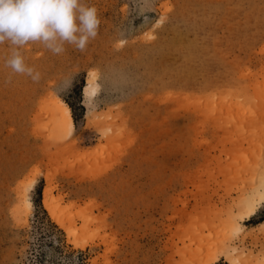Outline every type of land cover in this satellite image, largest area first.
Returning a JSON list of instances; mask_svg holds the SVG:
<instances>
[{
	"label": "rangeland",
	"instance_id": "374dc122",
	"mask_svg": "<svg viewBox=\"0 0 264 264\" xmlns=\"http://www.w3.org/2000/svg\"><path fill=\"white\" fill-rule=\"evenodd\" d=\"M82 3L84 51L18 49L38 79L0 43V264H264V0Z\"/></svg>",
	"mask_w": 264,
	"mask_h": 264
},
{
	"label": "clouds",
	"instance_id": "9594fccd",
	"mask_svg": "<svg viewBox=\"0 0 264 264\" xmlns=\"http://www.w3.org/2000/svg\"><path fill=\"white\" fill-rule=\"evenodd\" d=\"M97 9L82 0H0V43L13 46L6 66L14 73L33 75L19 48L29 42H40L53 53L64 51V45L84 51L97 35Z\"/></svg>",
	"mask_w": 264,
	"mask_h": 264
},
{
	"label": "bare ground",
	"instance_id": "6f19581e",
	"mask_svg": "<svg viewBox=\"0 0 264 264\" xmlns=\"http://www.w3.org/2000/svg\"><path fill=\"white\" fill-rule=\"evenodd\" d=\"M94 76H91V78H90V80H89V82H88V84H87V86H86V88H90V90L92 91V90H94L93 88L95 87L94 86ZM95 91V90H94ZM89 93H92V92H89ZM50 104H51V106L52 107H54V113L53 114H56V115H54V117H56L57 118V120L55 121V122H57L56 123V125L58 126V127H67L69 130L70 129H72L73 128V121H72V118H71V115H70V111H69V108L66 106V104L65 103H63L62 101H60V100H56V99H52L51 98V100H50ZM49 104V105H50ZM48 105V106H49ZM57 126H55L56 127V129H57ZM54 127V128H55ZM60 129V128H59ZM62 130H63V128H62ZM254 190L256 191V193L258 194V197L260 198V197H262L263 196V194H264V169H263V171L261 172V175L258 177V181H257V183H256V185H255V187H254ZM45 192H47V193H49V191H45ZM44 192V196H45V194H47V193H45ZM44 200V199H43ZM51 201V199H47V195H46V199H45V206L46 207H49V205L47 204V201ZM246 201H247V204L249 205V204H251V199H246ZM245 201V202H246ZM50 203V202H49ZM27 204H29V203H27ZM52 204V203H51ZM48 205V206H47ZM252 208V207H251ZM23 209V208H22ZM253 210V209H252ZM50 211H51V209H50ZM251 212H253V211H251ZM52 216H54L53 215V213H52ZM51 216V217H52ZM55 216H56V214H55ZM54 216V217H55ZM66 230V229H65ZM67 230H69V228L67 229ZM68 232V235H67V237L69 236V234H71V232H70V230L69 231H67ZM72 235V234H71ZM74 236V235H73ZM72 236V238H74ZM215 260V258L213 257V259H211L210 260V262H208V263H211L212 264V262ZM206 263V262H205ZM207 263V264H208Z\"/></svg>",
	"mask_w": 264,
	"mask_h": 264
}]
</instances>
